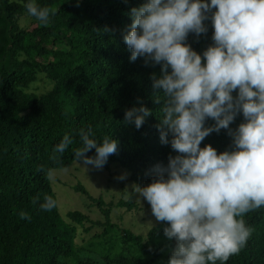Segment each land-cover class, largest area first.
<instances>
[{
  "label": "trees",
  "instance_id": "trees-1",
  "mask_svg": "<svg viewBox=\"0 0 264 264\" xmlns=\"http://www.w3.org/2000/svg\"><path fill=\"white\" fill-rule=\"evenodd\" d=\"M142 2L36 0L55 10L51 23L44 27L33 17L30 28L18 31L16 20L28 14L22 0H0V264H158L167 252L173 254L177 242L165 236L167 223L159 222L147 236L125 231L122 240L138 252L115 251L112 241H102L106 252L86 258L80 254L78 233L81 227L92 231L86 227L90 216L80 210L63 216L59 204L51 212L39 207L46 195L58 202L41 169L75 165L73 151L80 146L82 129H91L101 143L106 136L116 139L118 150L103 168L128 169L130 180L140 187L157 178V164L166 166L169 156L176 155L170 143L161 142L158 128L164 96L159 93L161 101H156L162 90L153 88V74L159 76L161 66L146 64L144 57L132 61L124 41L131 9ZM205 23L207 33H190L186 41L200 53L213 43L214 28L210 20ZM141 105L152 114L137 129L125 113ZM243 121L240 113L230 127L236 129ZM214 123L208 119L206 126ZM65 134L74 143L52 160ZM207 144L222 152L231 148L232 137L228 129H221L206 137L201 147ZM87 155L95 156L96 150ZM74 189L100 208L108 224L105 233L116 228L110 221V204L91 194L81 180ZM136 205L130 201V208ZM21 211L30 220L21 219ZM243 219L251 229L250 239L225 264H264V208ZM93 224L104 225L101 220Z\"/></svg>",
  "mask_w": 264,
  "mask_h": 264
},
{
  "label": "clouds",
  "instance_id": "clouds-1",
  "mask_svg": "<svg viewBox=\"0 0 264 264\" xmlns=\"http://www.w3.org/2000/svg\"><path fill=\"white\" fill-rule=\"evenodd\" d=\"M22 2L41 26H49L54 9ZM130 15L124 41L132 61L144 57L161 66L160 75L153 74V88L162 90L156 101L164 96L158 128L161 142L176 153L166 166L154 167L156 179L135 191L156 220L167 223L165 236L177 242L168 264H225L250 239L243 217L264 208V0H143ZM208 20L213 43L200 53L186 41L190 33H207ZM240 113L244 121L232 129ZM151 114L141 105L125 118L139 129ZM208 119L215 123L206 126ZM221 129L232 137L230 149L201 147ZM79 140L73 158L85 168L102 169L118 150L116 139L106 136L101 143L91 129H82ZM73 143L65 134L50 158ZM92 149L96 155L88 156ZM41 170L54 182L52 169ZM39 207L51 212L58 202L46 195ZM20 218L30 220L24 211Z\"/></svg>",
  "mask_w": 264,
  "mask_h": 264
},
{
  "label": "rangeland",
  "instance_id": "rangeland-1",
  "mask_svg": "<svg viewBox=\"0 0 264 264\" xmlns=\"http://www.w3.org/2000/svg\"><path fill=\"white\" fill-rule=\"evenodd\" d=\"M34 19L29 14H22L16 20L18 31L27 30L32 26ZM68 169L53 170L55 174L54 182H51L58 195V204L63 216L70 211L80 210L85 212L92 219L86 227H91L92 231L87 232L83 227L79 229L78 246L81 256L99 257L106 252V247L99 242L112 241L115 244V251L129 248L134 252L132 244H125L122 238L125 231H131L137 235L147 236L150 229L161 221H157L151 209V205L144 199L135 188L138 186L130 180L128 169L113 167L111 170L105 168L97 169L91 165L85 168L83 160L76 161ZM128 173V174H127ZM121 176L124 178L121 179ZM79 180L96 197H102L109 206L112 207L110 221L116 228H110L106 233V218L99 207L95 206L91 200L80 192L75 191L74 186ZM130 201L137 205L130 208ZM112 204V205H111ZM101 220L103 224L95 225ZM101 234V236H100ZM172 253L166 255L158 261V264H168Z\"/></svg>",
  "mask_w": 264,
  "mask_h": 264
}]
</instances>
